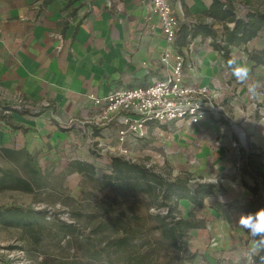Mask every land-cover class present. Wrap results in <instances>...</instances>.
Masks as SVG:
<instances>
[{
    "label": "crops",
    "instance_id": "obj_1",
    "mask_svg": "<svg viewBox=\"0 0 264 264\" xmlns=\"http://www.w3.org/2000/svg\"><path fill=\"white\" fill-rule=\"evenodd\" d=\"M169 1L179 25L213 24L221 40L224 22L205 14L212 0ZM234 1L259 6L254 0ZM174 47L185 58V82L205 88L210 101L224 113L217 118L211 114L199 124H160L164 131L195 134L189 150L204 162L199 176L222 188L206 199L201 210H194L189 201L181 202L186 216L206 220L204 228L192 231L191 250L198 253L193 264H203L199 258L205 260L200 256L205 246L220 253L217 259L214 253L206 256L207 264L238 262L230 234L236 244L243 230L235 231L234 226L246 214L235 207L253 197L244 186L241 167L250 151L264 155V63L250 59L252 53L264 50V31L230 47L232 58L250 70L243 83L232 75L211 36L188 35ZM166 48L161 22L151 13L148 0H0V98L13 104L21 100L31 111L13 113V122L23 128L12 129L0 120V157L17 155L25 163L31 155L32 163L41 167L56 162V157H65L68 166L83 152L89 156L91 148L103 155L101 160L122 155L123 149L134 153L140 137L130 134L122 143L119 125L94 131L99 108L89 95L103 97L117 88L145 86L164 78L168 70L161 56ZM155 130L163 131L160 126ZM48 156L53 159L48 161ZM220 236L226 246L217 240Z\"/></svg>",
    "mask_w": 264,
    "mask_h": 264
},
{
    "label": "trees",
    "instance_id": "obj_2",
    "mask_svg": "<svg viewBox=\"0 0 264 264\" xmlns=\"http://www.w3.org/2000/svg\"><path fill=\"white\" fill-rule=\"evenodd\" d=\"M50 1L46 0L47 3ZM212 1L205 14L224 22L221 40L213 24L198 21L180 23L176 43L182 45L188 35L190 38L201 33L209 35L213 38L214 48L227 63L232 58L231 46L247 43L264 31V8L253 3L238 5L234 0ZM250 59L264 63V50L252 53ZM15 112L28 114L31 111L24 103L13 104L0 98V120L12 129L23 128L13 122ZM94 128L95 132L104 129L98 126ZM89 156L90 159L73 158L67 168L71 173L82 176L85 200L95 197L90 210H71L74 221L67 222L57 213L47 210L4 207L0 208V223L21 226L36 240L45 226L53 223L59 230L56 235L61 239L69 237L67 243H74L79 257L56 264H79L83 260L87 264H193L198 253L191 250L192 231L204 228L206 220L186 216L181 202L189 201L194 210H201L205 207L206 199L220 194L222 188L189 173L172 177L153 165L125 155H111L100 174L96 162L103 159V155L91 148ZM263 158V153L250 151L241 167L244 186L252 192L253 197L236 205L238 212L255 213L264 208ZM32 160V156L27 155L24 164L36 174L39 170ZM10 177V171L3 170L0 180L6 183ZM14 178L11 187L32 191L29 180L21 176ZM94 193L102 195L98 197ZM48 214L53 216L51 220L47 219ZM75 218H86L88 223L83 226ZM222 264H244V261L229 260L222 261Z\"/></svg>",
    "mask_w": 264,
    "mask_h": 264
},
{
    "label": "rangeland",
    "instance_id": "obj_3",
    "mask_svg": "<svg viewBox=\"0 0 264 264\" xmlns=\"http://www.w3.org/2000/svg\"><path fill=\"white\" fill-rule=\"evenodd\" d=\"M254 1L261 8H264V0ZM159 126L163 131L155 130ZM164 129L166 127L160 124L152 125V129H146L144 136L139 138V145L134 153L130 154L127 151L126 153L122 152V155L133 160L144 161L172 177L188 173L195 177L199 176L203 170L200 167L204 162L196 157L195 151L191 152L189 150V145L196 141L191 138L195 134L192 131L180 134L179 130L167 129L164 131ZM83 153V155L81 153L78 157L89 159L87 152ZM37 155L33 156L35 162H38V159L41 160ZM6 157H0V179L3 178V170L10 171L12 177L7 178L6 183L0 180V208L31 207L35 211L47 210L57 213L64 221L73 222L74 218L71 216V210L76 208L90 210L93 206L91 202L96 200L95 197L85 200L82 192V176L79 173H71L68 170L65 157L61 160L56 157V162H53L55 163L54 165L52 163L48 166H37L39 172L36 174L29 171L30 168L26 167L22 161H18L20 160V158L17 159L19 156L6 155ZM49 157L46 159L51 161L53 157ZM96 163L100 170L99 173L102 174L106 166V160L100 159ZM15 176H21L29 180L32 184V191L27 192L11 187L10 185L13 184ZM95 195L101 197L102 193H94ZM52 217L51 214H48L47 219L51 220ZM78 220L81 221L80 223L83 226L88 223L86 218ZM55 227L51 222L47 224L45 229L38 234L39 239L36 240L35 236L21 226H6L0 223V257L13 254L17 260L23 261L24 264H56L58 261H73L79 258L78 252L74 248V243H67L69 237L65 239L58 237L56 231L59 230ZM234 227H236L235 231H237L238 222ZM235 231L233 229V234H235ZM220 234L222 236L225 235L224 231H220ZM222 236L217 238V240L223 243L220 240ZM230 238L233 245L231 247L237 248L239 254L237 258H239V261H244L242 254L250 247L245 231H240L236 244L231 234ZM227 243L231 245L229 240H227ZM223 245L226 246L225 241ZM203 251L200 256H203L205 260L199 258V262L203 264H207L205 263L208 261L206 256L214 253L217 259L220 254H217L218 251L211 252L207 250L206 246ZM79 264L87 263L83 260Z\"/></svg>",
    "mask_w": 264,
    "mask_h": 264
},
{
    "label": "built area",
    "instance_id": "obj_4",
    "mask_svg": "<svg viewBox=\"0 0 264 264\" xmlns=\"http://www.w3.org/2000/svg\"><path fill=\"white\" fill-rule=\"evenodd\" d=\"M150 11L161 22L167 43L161 62L168 74L145 86L117 88L103 97L90 94L89 97L99 115L92 125L106 127L119 125V140L124 143L132 134L142 137L150 123L167 124L185 122L199 124L213 114L224 117L219 107L210 101L205 88L188 85L184 78V55L174 47L179 29V19L169 0H148ZM21 102V100L19 101ZM128 150L123 149L126 153ZM0 264H24L13 254L0 257Z\"/></svg>",
    "mask_w": 264,
    "mask_h": 264
},
{
    "label": "clouds",
    "instance_id": "obj_5",
    "mask_svg": "<svg viewBox=\"0 0 264 264\" xmlns=\"http://www.w3.org/2000/svg\"><path fill=\"white\" fill-rule=\"evenodd\" d=\"M227 66L239 82L248 80L250 70L246 65L230 58ZM238 226L247 232L251 241L249 249L242 254L244 264H264V208L255 213L242 214L238 219Z\"/></svg>",
    "mask_w": 264,
    "mask_h": 264
}]
</instances>
